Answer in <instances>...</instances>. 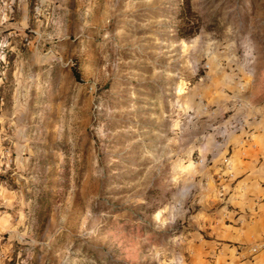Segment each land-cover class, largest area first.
Segmentation results:
<instances>
[{"label":"rangeland","instance_id":"obj_1","mask_svg":"<svg viewBox=\"0 0 264 264\" xmlns=\"http://www.w3.org/2000/svg\"><path fill=\"white\" fill-rule=\"evenodd\" d=\"M242 119L264 126V0H0V264H235Z\"/></svg>","mask_w":264,"mask_h":264},{"label":"crops","instance_id":"obj_2","mask_svg":"<svg viewBox=\"0 0 264 264\" xmlns=\"http://www.w3.org/2000/svg\"><path fill=\"white\" fill-rule=\"evenodd\" d=\"M244 134L246 133L229 134L228 138L223 140L224 143L234 141L240 147L238 151L242 152H239L238 156L247 155V158L229 162V165H226L229 172L226 170L220 173L227 196V207L223 212L226 211L224 216L228 218L229 223L225 224L226 227L218 226L220 236L216 230L215 234L217 238L226 235L229 243L219 242L223 244L221 253L227 251L235 264H264V250L253 252L251 249V246L264 239V126L260 127L254 137L251 134V138L245 140ZM244 150L248 152L244 153ZM222 163L224 167L225 163ZM215 246L216 244L211 242L206 249L214 250Z\"/></svg>","mask_w":264,"mask_h":264},{"label":"trees","instance_id":"obj_3","mask_svg":"<svg viewBox=\"0 0 264 264\" xmlns=\"http://www.w3.org/2000/svg\"><path fill=\"white\" fill-rule=\"evenodd\" d=\"M185 14V15H184ZM181 18H188L189 20L180 26H178V35L180 38H188L190 36L195 35L199 28H200V22L197 20V18H193L190 16H194V12L192 11V8L188 6L181 10L180 13ZM75 74L78 75L77 70H75Z\"/></svg>","mask_w":264,"mask_h":264},{"label":"built area","instance_id":"obj_4","mask_svg":"<svg viewBox=\"0 0 264 264\" xmlns=\"http://www.w3.org/2000/svg\"><path fill=\"white\" fill-rule=\"evenodd\" d=\"M250 127H251L250 121H247L245 119L239 120L235 124H232V125L227 124L222 133V140H224V138L228 136L229 131H233L234 128L237 130H240V129L250 128ZM199 161L203 162L202 159H200ZM251 249L253 252L264 250V239L262 240V242L256 243L255 245L251 246Z\"/></svg>","mask_w":264,"mask_h":264}]
</instances>
